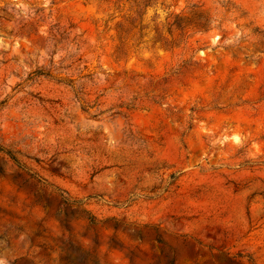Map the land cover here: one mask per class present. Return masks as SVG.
<instances>
[{"label":"rangeland","instance_id":"374dc122","mask_svg":"<svg viewBox=\"0 0 264 264\" xmlns=\"http://www.w3.org/2000/svg\"><path fill=\"white\" fill-rule=\"evenodd\" d=\"M0 264H264V0H0Z\"/></svg>","mask_w":264,"mask_h":264},{"label":"trees","instance_id":"16d2710c","mask_svg":"<svg viewBox=\"0 0 264 264\" xmlns=\"http://www.w3.org/2000/svg\"><path fill=\"white\" fill-rule=\"evenodd\" d=\"M1 154L10 157V159H11L12 161H14L16 164L19 165L18 160L16 159V157H15L13 154H11L10 152H5V150H3V149L0 147V155H1Z\"/></svg>","mask_w":264,"mask_h":264}]
</instances>
